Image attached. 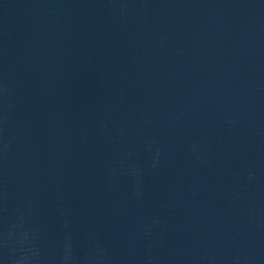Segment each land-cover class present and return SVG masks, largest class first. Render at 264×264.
<instances>
[{"label": "water", "instance_id": "obj_1", "mask_svg": "<svg viewBox=\"0 0 264 264\" xmlns=\"http://www.w3.org/2000/svg\"><path fill=\"white\" fill-rule=\"evenodd\" d=\"M0 264H136L81 0H0Z\"/></svg>", "mask_w": 264, "mask_h": 264}]
</instances>
